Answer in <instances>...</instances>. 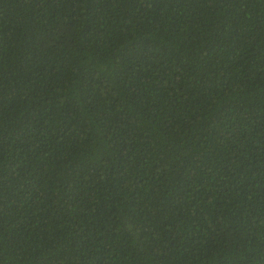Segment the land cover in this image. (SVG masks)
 Segmentation results:
<instances>
[{
	"label": "trees",
	"instance_id": "1",
	"mask_svg": "<svg viewBox=\"0 0 264 264\" xmlns=\"http://www.w3.org/2000/svg\"><path fill=\"white\" fill-rule=\"evenodd\" d=\"M0 264H264V0H0Z\"/></svg>",
	"mask_w": 264,
	"mask_h": 264
}]
</instances>
